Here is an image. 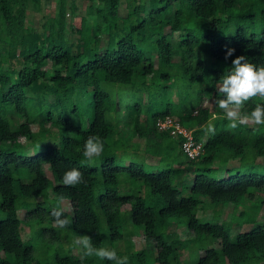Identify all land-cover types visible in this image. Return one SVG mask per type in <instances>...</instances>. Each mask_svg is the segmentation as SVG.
<instances>
[{
    "label": "trees",
    "instance_id": "obj_1",
    "mask_svg": "<svg viewBox=\"0 0 264 264\" xmlns=\"http://www.w3.org/2000/svg\"><path fill=\"white\" fill-rule=\"evenodd\" d=\"M29 1L0 0V264H112L95 256L82 260L61 244L49 252V240L45 255H35L37 243L21 236L19 208L33 216L38 232L50 231V242L59 238L53 213L62 210L69 233L90 235L94 246L115 249L128 264H264V214L256 215L264 205V163L247 161L264 155V126L231 129L215 105V83L235 56L264 65V0H87L85 13L68 22L73 0H57L56 14L41 15L47 30L26 25ZM227 48L235 53L225 60ZM173 81L194 104L173 107ZM112 85L132 89L124 109ZM256 103L264 100L252 98L246 108ZM167 114L202 139L197 159L183 153L180 138L156 127L157 117ZM123 118L158 153L155 163L123 137ZM211 118L215 131L203 137ZM89 135L104 141L91 162L73 148ZM176 151L185 157L174 165ZM235 156L239 164L218 175L212 163ZM72 167L85 183L62 184ZM60 199L69 201L68 213ZM199 203L219 209L230 203L239 211L233 220H203ZM182 217L192 235L187 239L166 230ZM138 229L144 247H118L121 239L131 244ZM205 238L219 245L203 247L193 262L179 259L184 244Z\"/></svg>",
    "mask_w": 264,
    "mask_h": 264
},
{
    "label": "rangeland",
    "instance_id": "obj_2",
    "mask_svg": "<svg viewBox=\"0 0 264 264\" xmlns=\"http://www.w3.org/2000/svg\"><path fill=\"white\" fill-rule=\"evenodd\" d=\"M70 0H67V2ZM74 3V7H73V11H70L69 9L67 10L66 13V21H72V20H78L80 18L81 15H83L85 13V6L87 4V0H73L72 1ZM29 6L26 8V25H29L31 27L37 28V29H43V30H47L48 26L45 23L44 25L40 26V23L43 21V23L45 22L44 19H42L43 14H56L57 13V9H58V3L57 0H30L29 2ZM34 5V7H33ZM87 18L89 20L92 19V16L87 14ZM67 28V26H66ZM76 36V33L74 32H69V37L71 40H74ZM153 60L156 61V54L153 53L152 54ZM121 87V89H120ZM112 90H116V97L118 100H120L121 102V109H124L126 107L127 104H129L134 96H133V91L132 89L127 86V85H123V86H119L117 87L116 85H112L110 87ZM184 87L180 84V82L178 81H173L170 85V90H169V97L171 99V101H173V107L174 108H178V106H189L194 104V99H192V95L189 97H187L186 95L189 93H187L186 95L184 94ZM193 93V92H192ZM143 107L146 106V101L148 99V95H147V90H145L143 92ZM50 98H52V96H50ZM74 98V96H73ZM185 99V100H184ZM184 100V101H183ZM209 103V99H205L204 104L208 105ZM217 118H220L221 115L216 116ZM143 115H140V119H143ZM124 122V118L120 120L119 123V129L122 128L124 129L123 132V137L124 138H129V141H134L137 143V147L140 150L143 151V153L145 154H150L149 155H145V161L149 162V163H155L157 161V157H159L158 153H150L151 147H149L148 149H146L147 145L145 143V138L144 136L140 137V136H135V134L133 133V131L128 128L127 126H124L123 124ZM209 124H213V118L210 119ZM207 124L205 129L207 128V126L209 125ZM31 127L33 130L37 129V125L36 124H31ZM204 135L203 137H206L208 135V132H206L204 130ZM175 138V137H174ZM176 139V138H175ZM126 142H128L126 140ZM29 145V144H28ZM31 146H26L25 151H29ZM168 153H170L168 151ZM247 153L248 154H254L253 149L252 148H247ZM155 156V157H154ZM184 154L180 151H176L171 163L176 165L178 163H180L181 161L184 160ZM253 157V158H252ZM252 157H248L247 161H250L252 159V162L255 163H264V155L262 156H252ZM127 160V159H126ZM240 159L238 156L235 157H228L227 159H218L216 161H214L212 163V166L215 167L216 173L218 175H221L224 172V169L226 166H231V165H237L239 164ZM48 176L50 175V172L47 170L46 171ZM138 186L135 185L134 188L136 189ZM50 191V188H49ZM47 197H52V193L49 192L47 194ZM36 200H42V196H37L35 197ZM208 204V205H207ZM211 204V203H210ZM209 203L206 204H201L199 203L198 205V209H197V215L203 219V220H209L212 218H218L219 220H233V216L235 215V213L237 214L239 209L234 210L233 209V205L228 203L227 205L221 207L219 209V204L218 205H212L216 206L215 208H213V206L211 207ZM60 205L62 207V209L68 213L69 209H70V203L67 199H60ZM248 207V205H247ZM251 207H248L247 209H249ZM215 209V212H214ZM17 213L18 216L21 218V223H20V227H21V236L23 239H30L33 243L36 242V248L34 249V253L37 256H44L45 255V251L47 252L46 248L44 247L43 242L46 240L48 241V251L50 252H54V249L59 247L58 245H62L64 249H66L67 247H71L72 248V253L74 254H78L81 255V251L78 250L74 245H73V240L77 237V235H73L71 233L68 232L67 228H60L57 226V224L53 221H51V225H53L54 227L57 228L58 234H59V238L57 241L54 242H50L51 238H50V231L49 230H45V231H39L36 229L37 228V224L33 221V216L26 214L25 209L24 208H19L17 209ZM264 214V205L260 206L259 208L256 209V215H257V219H260L262 217V215ZM179 220V221H178ZM238 227L233 225L232 227V231L234 232ZM166 230L168 231H173L175 233H177L178 237L180 239H187L189 237H191V233L189 232V230L186 227V223H185V218H179L175 220L170 221V223H168V225L166 226ZM131 244L126 242V239H121L118 243V247H120L122 250H135V249H140L142 247H144L145 242H144V236L142 235V231L141 229H138L136 232H134L131 236ZM208 245H215L218 246L219 243L217 240L211 239V238H205L202 242L200 243H196L195 241H188L187 245L184 244L182 246V248L178 251L179 254V259H186L187 261H191L193 262V259L198 255L199 253L203 252V247L208 246ZM200 247V248H199ZM128 251V250H127ZM149 264H159L157 262H150Z\"/></svg>",
    "mask_w": 264,
    "mask_h": 264
},
{
    "label": "clouds",
    "instance_id": "obj_3",
    "mask_svg": "<svg viewBox=\"0 0 264 264\" xmlns=\"http://www.w3.org/2000/svg\"><path fill=\"white\" fill-rule=\"evenodd\" d=\"M234 53V48H227L225 60ZM215 90L218 93L215 105L222 110L223 117L229 122V128L264 126V104L256 103L250 111L246 108L252 98L259 97L260 100H264V65L258 66L250 62L245 55L235 56L231 66L227 67L220 79L216 81ZM205 131L214 133V126L209 124ZM73 148L76 152H82L83 156L91 162L104 151V141L97 135H89L82 146L75 145ZM61 182L67 187L85 183L84 174L78 168L72 167L63 172ZM53 216L54 222L60 228H66L70 223L63 216L62 210H55ZM73 245L81 251L82 260L95 256L112 264H128V257L118 255L115 249L94 246L90 235L77 236L73 240Z\"/></svg>",
    "mask_w": 264,
    "mask_h": 264
},
{
    "label": "built area",
    "instance_id": "obj_4",
    "mask_svg": "<svg viewBox=\"0 0 264 264\" xmlns=\"http://www.w3.org/2000/svg\"><path fill=\"white\" fill-rule=\"evenodd\" d=\"M155 125L158 129H166L171 135L180 138L181 149L186 156L197 159L203 153L202 139L195 138L191 129L183 126L176 116L167 114L157 117Z\"/></svg>",
    "mask_w": 264,
    "mask_h": 264
}]
</instances>
